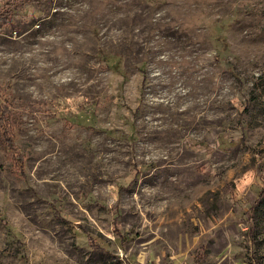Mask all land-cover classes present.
<instances>
[{
    "label": "rangeland",
    "instance_id": "374dc122",
    "mask_svg": "<svg viewBox=\"0 0 264 264\" xmlns=\"http://www.w3.org/2000/svg\"><path fill=\"white\" fill-rule=\"evenodd\" d=\"M0 106V264H264V0H0Z\"/></svg>",
    "mask_w": 264,
    "mask_h": 264
},
{
    "label": "trees",
    "instance_id": "16d2710c",
    "mask_svg": "<svg viewBox=\"0 0 264 264\" xmlns=\"http://www.w3.org/2000/svg\"><path fill=\"white\" fill-rule=\"evenodd\" d=\"M4 112L5 110L0 106V119H4ZM7 132V131H5ZM6 143H7V146L9 147V149H11V152L13 154V151H14V141H13V138L11 135H7L6 134ZM15 157H17L16 159L20 162V164L18 166L22 167V164H23V161H22V157L21 156H18V155H14ZM264 204V189L261 191L260 195H259V198H258V202L257 204L253 207V211H257V207L258 206H262Z\"/></svg>",
    "mask_w": 264,
    "mask_h": 264
}]
</instances>
